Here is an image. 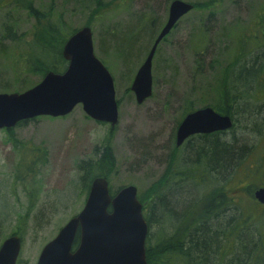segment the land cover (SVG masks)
Masks as SVG:
<instances>
[{
    "label": "rangeland",
    "instance_id": "obj_1",
    "mask_svg": "<svg viewBox=\"0 0 264 264\" xmlns=\"http://www.w3.org/2000/svg\"><path fill=\"white\" fill-rule=\"evenodd\" d=\"M11 1L0 0V93L22 92L37 81L27 76L25 86L19 87V82L13 79L10 71V62L18 51L8 41L2 40L4 26L15 24L16 33L26 37L33 26V19L25 11L8 5ZM31 1L35 7L43 10H48L47 7L52 4L53 17L60 15L68 29H80L89 19L90 7L82 6L88 4L89 0ZM171 1L130 0L126 11L108 14L90 26L94 54L113 77L118 121L112 129L108 124L91 120L80 105L63 117H38L9 130L0 129V242L13 232L20 237L18 264H36L42 247L82 209L86 194L81 187L82 171L78 166L88 159L96 158V153L100 152V146L106 139H109V152L114 160L113 166L108 167L107 171L111 192L132 185L138 196H144L165 174L169 175L165 184L174 183L175 186L171 187L173 190L187 187L193 192L194 198L206 192L207 186L201 190L199 187L203 176L198 177L199 181L197 178L195 181H181L174 174L175 171L187 170L181 160L189 158L191 144L200 141L194 137L191 143H184L180 150L174 151L176 130L187 107L193 110L207 107L206 104L212 99L215 79L219 78L210 63L217 59L220 67L216 68V73L223 70L232 61L238 46L249 43L250 36L246 35V30H251L258 15L264 13V0H217L211 10H192L181 17L166 35V40H162L156 48L151 67L150 98L137 104L130 85L154 40H149L153 31L145 28L134 44L131 39L125 41L121 36L135 24L136 19L141 18L148 21L151 27H155L156 23V37L166 22ZM180 1L192 4L209 0ZM253 31L257 35L261 30ZM263 78L264 75L258 78L257 85L255 80L249 86L250 94H247L254 99H249L243 108L256 110L258 115L254 121L248 124L244 132L241 112L235 116L237 122L233 127L219 136L227 142L243 136L246 148L238 163L226 171L218 168L210 176L227 192L229 200L226 199V204L221 205L226 209L225 215L218 212L207 221L211 228L216 223L219 225L217 240L220 246L218 252L216 246L213 247L209 264H241L244 259V264H255V252L250 259L244 258L241 262V255L235 252L237 259L234 257L232 260L231 252L223 245L220 234L225 230V224L231 222L230 218L238 217L234 203L241 209L242 217L249 218L244 229L246 236H251L253 242L259 239V213L249 208L255 206L254 200L243 195L246 191L239 194L242 190L236 189L231 192L230 179L234 172V176H237L236 173L243 175V170H252L259 157H262L260 162L264 169V100L258 95L253 97L257 88H264ZM200 136L204 134H198L197 137ZM233 181L236 186L246 187L254 184L255 174L244 175L239 183L233 177ZM238 201L243 206L240 207ZM190 205L184 210V213L188 212L186 215L189 219L192 211L186 210L192 207ZM257 205L262 208L258 202ZM143 209L147 214L146 203ZM257 210L260 211L259 208ZM168 214L159 211V214L153 215L148 233L150 246L160 237L166 239L172 236L173 231L181 233L183 224L172 221L173 215ZM223 217L225 221L222 222ZM262 225L258 257L263 258L264 264V218L260 221ZM241 226L239 224L240 229ZM166 264L185 262L171 255Z\"/></svg>",
    "mask_w": 264,
    "mask_h": 264
},
{
    "label": "trees",
    "instance_id": "obj_2",
    "mask_svg": "<svg viewBox=\"0 0 264 264\" xmlns=\"http://www.w3.org/2000/svg\"><path fill=\"white\" fill-rule=\"evenodd\" d=\"M129 4L130 0H89L88 4L82 5L85 8L90 7L89 19L86 21L85 26L90 27L94 22L106 17L108 14L126 11ZM192 4L193 11L211 10L213 9V6H216L217 0ZM8 5H13L14 9L25 11L27 15L33 19V26L28 37L24 34H17L15 31V24L5 25L2 30V40L8 41V43L18 51V54H16L14 59L10 62V71L14 76L13 79L19 82V87L25 86L24 84L27 76L36 78V82H38L48 72L60 73L64 71L67 62L62 57V48L67 39L75 32V29H68L65 21L60 15L53 17L51 12L52 4L47 7L48 10L35 7L31 0H12ZM143 20L144 19L141 20V18L138 20L136 19L135 24L128 28L127 32L124 33L121 38L125 41L126 39H131L134 44L140 33L147 28L151 32L153 31L152 36L149 37V40L151 38L152 41L156 34L155 28H157V25L155 23V27H151L148 21ZM263 27L264 13L262 12L258 15V20H256V23L252 26L251 30H246V35L248 34L250 36L249 43L246 45L240 44L238 46L232 61L223 70L221 69L219 70L220 72L218 71L216 73V68L218 69V67H220L217 65V59H214L213 62L210 63L212 70L217 74L216 77L219 78L215 79V87L212 90V99L209 104L206 105L210 106L220 114L231 117L233 124L237 122L235 116L242 112L241 125L244 132L247 130L248 124L252 120L254 121L258 115L254 109L247 110L246 108L248 107L245 109L243 108L246 106V103H249V99H254L250 95L248 96V94H250L248 93V89L251 87L250 85H252L255 80H257L255 84L257 85L258 78L264 75ZM254 29H260L261 31L256 35L253 31ZM108 35H111V33H108ZM164 40L166 39H163V41ZM249 54L252 55L249 56ZM32 85L30 84V86ZM262 92H264L263 87L257 88L253 97L258 95L264 100V94H262ZM186 110L187 111L182 113V117L193 109L187 107ZM25 122L26 121H22L18 125ZM220 134L222 133H214L200 137L195 136L197 141H200L198 143L195 142L193 145L191 144L190 153L188 154L189 158L186 157L181 160L183 165L185 164L187 170L174 172V174L180 177L181 181L185 179H193L195 181L198 177H204V179H201L202 184L199 183V187L200 190L203 186L207 187L205 189L206 192L200 195V200L197 199V201L194 202V194L187 187L173 190L171 187L175 186L174 183L166 186L169 176L167 174L163 175L160 180L151 186V192H148V194H145L144 196H138L143 208L144 203H146V208H148L146 209L148 213L145 215L148 227L153 219V215L159 214V211L169 213L168 216H178V213L184 212V210L194 202V206H208L207 208L205 207V209L208 211L210 209L211 214L215 207L223 205L224 202L226 204V199L229 200L227 194L223 191L225 197L222 198V187L216 179L210 177L211 173L218 168L223 171L229 170L243 157L246 147L245 138L243 136H241V138H232L227 142L222 141V139L219 138ZM108 142L109 139L102 142L100 152L96 153V158L91 160L88 159L78 166L82 171L80 182L85 194L87 193L90 182L94 177H105L108 179V167H112L114 162L109 152L111 148ZM96 150L98 151V149ZM173 150L176 151V147ZM261 158L262 157H259L258 160L256 159L257 165L255 164L254 168L249 172L243 170V175L236 173L237 176H234L235 172L231 175V192H235L236 189L242 190V192H238L239 194L246 191V194L244 193L243 195L254 200V190L261 187L258 185L264 184V179H262L264 169L262 170L261 168ZM174 159L175 157L173 156V161ZM250 173L255 174L254 184H249L246 187L234 185L233 177L236 183H239L241 177L249 175ZM166 190L169 192L164 195ZM254 203L255 206H250L249 208L254 212H258L261 220L264 218V211L257 205L255 200ZM238 204H240V207L243 206L242 202L238 201ZM233 206L238 210V207L234 203ZM257 208H259L260 211H258ZM143 212H145L144 209ZM187 213L188 212H185V214ZM191 215V220L187 218V215L184 218V221L182 222L183 231L182 228H180V234L178 233L179 231H176L175 233L173 231L174 234L172 233V236L166 239L161 237L158 238L153 246L149 245L148 237L146 238L145 255L148 264H166V260H168V257L171 255L172 257L174 256L175 259L178 258L179 260H183L185 264L210 263L213 247L216 246L215 249H217V252L220 249L217 240L219 225L217 226L216 223L214 227L211 228L210 225L204 224V221L212 217L204 215L200 210L192 212ZM221 219L223 222L224 218ZM230 219L231 222H228L227 228H225L220 234V238H223V245H226V248L231 252V259L234 257L237 259L238 255L235 253L237 252L239 256L241 255L239 259L241 262L244 258L250 259L255 252V264H263V258L258 257L261 240L253 242L251 236L247 237V232L244 231L247 227L246 225L249 218H243L242 214H240V216ZM239 224L243 225L241 226V229L239 228ZM12 235L17 234L13 232ZM77 242L78 237L76 236L74 241L75 246ZM244 262L241 264H244Z\"/></svg>",
    "mask_w": 264,
    "mask_h": 264
},
{
    "label": "water",
    "instance_id": "obj_3",
    "mask_svg": "<svg viewBox=\"0 0 264 264\" xmlns=\"http://www.w3.org/2000/svg\"><path fill=\"white\" fill-rule=\"evenodd\" d=\"M192 8V4L180 0L170 2L166 22L130 85L137 104L152 93L151 65L157 45ZM61 54L67 61L62 73L48 72L22 92L0 93V129L8 130L21 121L40 116L62 117L77 105L90 119L114 127L118 110L113 79L94 55L90 28L75 31L63 45ZM231 126L229 116L202 107L183 117L176 130L175 144L179 146L194 134L224 131ZM254 197L264 206V187L257 189ZM147 233L136 188L125 186L111 196L107 179L95 177L82 209L44 245L36 264H147ZM77 235L78 243L73 249ZM20 247L18 236L4 239L0 244V264H16Z\"/></svg>",
    "mask_w": 264,
    "mask_h": 264
},
{
    "label": "bare ground",
    "instance_id": "obj_4",
    "mask_svg": "<svg viewBox=\"0 0 264 264\" xmlns=\"http://www.w3.org/2000/svg\"><path fill=\"white\" fill-rule=\"evenodd\" d=\"M168 192L169 191H165L164 192V195L165 194H168ZM222 194H223V196H222V198H224L225 196V194H227V192L225 191V194L223 193V190H222ZM197 199L198 200H200L201 199V197L200 196H198V197H196L195 199H194V202H196L197 201ZM192 203L191 205H192V207H190L188 210H186V211H189L190 209L191 210H200L204 215H206V216H211L212 218L218 213V212H223V211H221V208H222V206L220 205V206H218V207H215L214 208V210L211 212V214H210V209H209V211L207 210V209H205V207L207 208L208 206H205V207H203V206H201V207H199V206H194L195 205V203ZM190 205V206H191ZM225 213H226V211L225 212H223V215H225ZM231 214H233V213H231ZM231 214H229V215H226L225 216V218L227 217V216H230ZM240 214H242V211H241V209H238L237 210V216H240ZM168 216V215H167ZM167 216H166V218H167ZM172 217V216H171ZM173 218V220H175L177 223L180 221V219H179V215L178 216H175V219H174V216L172 217ZM224 218V217H223ZM211 218H209L208 220H210ZM145 220V222H146V224H147V220H146V218L144 219ZM172 220V221H173ZM208 220H206V221H208ZM225 221V220H224ZM260 221L261 220H259L258 221V232H259V234H258V237H259V239H261V236H262V230H263V225L262 226H260ZM181 224V223H180ZM225 228H227V224H225ZM259 228H260V231H259ZM258 239V240H259Z\"/></svg>",
    "mask_w": 264,
    "mask_h": 264
},
{
    "label": "flooded vegetation",
    "instance_id": "obj_5",
    "mask_svg": "<svg viewBox=\"0 0 264 264\" xmlns=\"http://www.w3.org/2000/svg\"><path fill=\"white\" fill-rule=\"evenodd\" d=\"M221 133H222V132H221ZM213 134H214V133H213ZM205 135H209V134H204V136H205ZM195 136H198V134H194V135H191V136L187 137V138L183 141V143L180 144L179 146H176V145L174 144L175 147H176V149L180 150V148L182 147V145H183L184 143H186V144H187V143H191L192 139H193ZM224 205H225V202H224L223 206H224ZM225 210H226L225 207H222V208H221V211L225 212ZM189 211L196 212V211H198V210H191V209H190ZM196 214H197V213H196ZM196 214H195V215H196ZM145 215H146V214L144 213V214H143L144 218H145ZM195 215H194V216H195ZM185 217H186V214H185L184 212L179 214V219H180V223H181L180 225H182V222L184 221V218H185ZM190 220H191V219H190ZM204 223L207 224V221H204ZM148 228H149V227H148ZM148 233H149V231H148Z\"/></svg>",
    "mask_w": 264,
    "mask_h": 264
}]
</instances>
